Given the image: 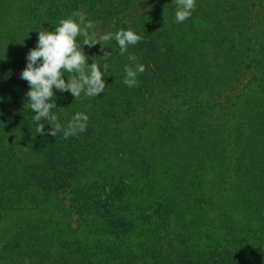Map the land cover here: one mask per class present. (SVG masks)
<instances>
[{
    "label": "trees",
    "instance_id": "16d2710c",
    "mask_svg": "<svg viewBox=\"0 0 264 264\" xmlns=\"http://www.w3.org/2000/svg\"><path fill=\"white\" fill-rule=\"evenodd\" d=\"M176 10L0 0V264H264V0H195L183 23ZM74 11L143 39L123 56L114 39L84 45L89 65L110 66L105 92L53 88L62 127L89 119L68 139L42 119L41 136L20 73L37 31Z\"/></svg>",
    "mask_w": 264,
    "mask_h": 264
},
{
    "label": "clouds",
    "instance_id": "9594fccd",
    "mask_svg": "<svg viewBox=\"0 0 264 264\" xmlns=\"http://www.w3.org/2000/svg\"><path fill=\"white\" fill-rule=\"evenodd\" d=\"M174 2L177 6L175 22L183 23L191 17L195 9V0H174ZM95 27V21L89 20L86 14L74 11L67 19H61L54 31L42 28L37 31L38 42L29 50L26 67L20 73V78L29 85V90L26 92L27 106L35 113L33 122L37 125L38 135L45 134V125L39 123L42 119L51 122V130L47 134L53 137L63 132V137L68 139L77 132L86 131V123L89 119L86 114L77 112L67 126L62 127L57 116L51 111L56 107L53 88L60 92H70L75 100L82 93L87 97H97L105 92L103 72H107L110 66L105 63L102 72L95 62L96 57H93V63L89 65L88 57L84 53V45L90 48L100 44L103 52V43L114 39L119 46V54L123 56L130 45L134 46L143 39L131 29L98 34L94 31ZM78 37L83 38L82 43L79 42ZM110 54L104 52L100 58L107 59ZM128 59L135 62L138 58L130 54ZM145 70L143 64L136 63L134 67L125 64L123 84L129 88L136 86L138 75ZM65 73H67V82L62 78Z\"/></svg>",
    "mask_w": 264,
    "mask_h": 264
}]
</instances>
